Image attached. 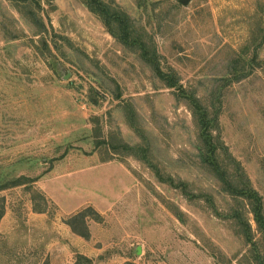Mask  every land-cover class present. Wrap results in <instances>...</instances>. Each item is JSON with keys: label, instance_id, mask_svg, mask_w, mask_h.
<instances>
[{"label": "rangeland", "instance_id": "obj_1", "mask_svg": "<svg viewBox=\"0 0 264 264\" xmlns=\"http://www.w3.org/2000/svg\"><path fill=\"white\" fill-rule=\"evenodd\" d=\"M25 1L44 31L0 0V264H264L252 205L202 159L185 98L86 0ZM103 1L210 105L222 165L264 218V0ZM236 57L251 65L229 84ZM84 220L88 239L70 225Z\"/></svg>", "mask_w": 264, "mask_h": 264}, {"label": "trees", "instance_id": "obj_2", "mask_svg": "<svg viewBox=\"0 0 264 264\" xmlns=\"http://www.w3.org/2000/svg\"><path fill=\"white\" fill-rule=\"evenodd\" d=\"M24 4L18 8L21 16L30 24L39 25L43 28L39 31H44L45 25L42 19L38 18L35 10L32 6L25 0H23ZM91 10L95 13H98L102 16L108 26L112 28L116 25L117 31L112 30V34L114 37L122 43L124 46H131L139 48V52L145 62L149 64L150 68L153 70L154 74L163 81L164 85L167 88L175 89V91L182 97L185 98L187 105L190 107L194 121L198 130V141L200 144L197 145L200 150L202 159L207 162V164L211 167V169L218 174L224 181L226 185L225 191H227L230 195L235 197H243L252 205V211L256 216L260 224V228L264 233V218H263V201L262 196L252 187L249 186L248 183H245L243 180H238L235 177H230L229 172L225 169L224 165H222L223 160L221 159L220 153V145H223V149L228 151V148L221 141L219 134L214 135V132L220 128V124L218 121V116H213L212 111L209 104H206L201 96L197 94L195 90L188 89L183 84L179 74L174 70L166 71L163 69L160 57L158 56L157 50H151V43L146 42L141 37L134 36L132 34L133 29L128 19L119 11L109 7L107 3L103 0H86ZM135 31V30H134ZM39 32L37 35H39ZM153 45V44H152ZM155 47V46H153ZM251 65L250 62L244 57H236L232 61V68L230 67L232 78H230L227 82L230 84L232 81L239 82L245 77L248 76L246 74V69ZM253 67V66H251ZM223 90L220 89H212L209 97L214 99H220ZM219 101V100H217ZM93 104H97V100L92 99ZM216 107V106H214ZM132 121V120H131ZM115 140V138H112ZM120 144V143H119ZM237 173L234 174L240 178H245V174L239 171L236 168ZM246 179V178H245ZM24 184V183H21ZM38 211H42V208H37ZM4 211H0V219L3 217ZM83 216V213L79 214ZM180 217V214H178ZM83 221V220H82ZM72 229L78 233L79 235L85 237L86 239L90 238V231L84 220V230H79L76 228L77 226L74 223H70ZM77 229V230H75ZM78 231V232H77ZM256 259H262L260 253H256ZM264 259V258H263ZM75 264H92V261L83 255H79L78 261Z\"/></svg>", "mask_w": 264, "mask_h": 264}, {"label": "water", "instance_id": "obj_3", "mask_svg": "<svg viewBox=\"0 0 264 264\" xmlns=\"http://www.w3.org/2000/svg\"><path fill=\"white\" fill-rule=\"evenodd\" d=\"M182 2H183L184 4H187V3L189 2V0H182Z\"/></svg>", "mask_w": 264, "mask_h": 264}]
</instances>
